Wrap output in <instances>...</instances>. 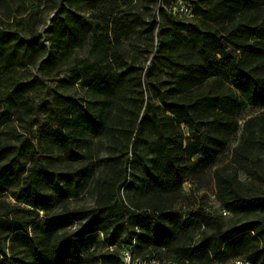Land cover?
I'll return each instance as SVG.
<instances>
[{"label":"trees","instance_id":"obj_1","mask_svg":"<svg viewBox=\"0 0 264 264\" xmlns=\"http://www.w3.org/2000/svg\"><path fill=\"white\" fill-rule=\"evenodd\" d=\"M68 1L94 6L93 0ZM159 1L158 38L144 75L146 78L155 77L168 69V79L157 81L164 88L156 90L160 105L150 111L146 107L140 116L132 108L120 107L125 115L118 120L121 128L112 136L117 149L121 141L125 145L129 142L133 130L137 139L144 131L152 133L154 153L143 178L148 197L135 206L116 199V190L125 179V160L113 152L105 159L94 183L92 207L64 208L49 218L30 221L0 217V264H13L2 250V241L7 237L10 241H19L34 264L49 261L60 264L61 260L83 264L78 250L68 246L71 239H81L98 230L107 242H111L132 218L135 220L134 230L123 240V246L130 245L131 250L137 246L145 248L137 256L147 254L158 260H169L159 257V250L167 244L173 227L183 228L187 221L169 211L160 197L176 192L186 173L200 172L211 163L234 131L236 113L242 103L264 106V20L253 21L251 18L264 6V0H196L190 7L199 24L185 23L170 15L166 8L174 0ZM107 15L117 34L113 32L109 36L106 23L98 32L91 30L96 56L91 62H83L76 67L69 80L70 84L79 81L84 88L104 91L108 96L103 100L105 104L117 102L127 90L139 88L140 84L139 73L134 72L133 66H126L123 73L117 74L109 72L102 63L113 41L130 32L135 22L129 12L118 8ZM77 21L78 18L70 11L63 15L55 14L49 31L51 46L64 50L71 40L70 26ZM42 52L40 44L0 31L1 72L11 73L33 64ZM54 61L49 56L44 67L50 68ZM204 85L211 89L203 92ZM27 90V83L12 81L8 98H17L18 103L23 104ZM53 102L51 121L38 136L39 140L56 147L63 158L70 161L80 158L77 150L85 143L87 132H112L103 126L100 119L91 116L88 107L77 104L73 98L56 94ZM2 118L0 114V125ZM253 121L254 118H248L243 122L245 135L233 149V158L240 166L247 164L248 151L254 142ZM179 125L184 127L185 137L178 129ZM28 146L29 142H21L24 157H28ZM4 150L0 146V191L6 184L16 185L25 203L44 213L51 208V197H60L66 184L81 182L92 172L91 164H81L70 172L49 171L44 161L47 156L39 159L30 156L31 166L25 169L18 158L20 151L10 155ZM213 177L215 197L223 209L235 215L264 213V194H241L231 180L217 170ZM192 218L211 232L203 233L193 247L176 244L166 257L174 258L178 264L184 261L203 264L211 259L224 261L229 257L244 256L253 263L264 264L263 227L243 223L236 228L222 230L218 217L210 216L199 208L192 212ZM69 219L80 222L78 227L66 237L59 236L56 225ZM28 225L38 235L39 241L26 234ZM98 259L99 264H121L113 253L99 254Z\"/></svg>","mask_w":264,"mask_h":264},{"label":"rangeland","instance_id":"obj_2","mask_svg":"<svg viewBox=\"0 0 264 264\" xmlns=\"http://www.w3.org/2000/svg\"><path fill=\"white\" fill-rule=\"evenodd\" d=\"M186 1L191 4L196 0ZM159 2V0H93L94 6L88 7L68 0H0V31L31 40L34 44L43 47V52L33 64L15 69L11 73L0 71V114L3 117L0 125V146L10 155L20 151L18 158L25 169L31 166L30 156H35L37 159L41 158L40 156H47L44 161L48 170L56 173L70 172L81 164L92 166V172L87 178L78 183L66 184L60 197H51L53 202L46 213L25 203L16 185H4L0 191L1 218L30 221L49 218L60 213L64 208L72 210L92 207L95 199L94 183L104 166L105 159L113 152L125 160V179L123 185L116 190V199L129 206H135L148 197L143 178L154 153L155 142L152 133L144 131L138 136L140 139H137L136 131L133 130L129 142L125 145L121 141L117 149L112 136H115L116 131L121 128L118 120H122L125 115L120 107L132 108L133 111H138L140 116L146 107L150 111L156 105H160L156 90L164 88L157 81L168 79V69L155 77L146 78L144 75V69L154 54L158 38ZM115 8L129 12L135 18L134 27L130 32L122 34L113 41L102 63L109 72L117 74L123 73L126 66H133L134 72L139 73L140 84L139 88L131 87L132 89L127 90L122 95L124 98L121 96L117 102L105 104L103 100L108 96L104 91L84 88L79 81L70 84L69 80L76 67L83 62H91L96 56L90 37L91 30L98 32L106 23L108 35L111 36L113 32L117 34L107 15ZM66 11L73 13L78 21L70 26L71 40L66 48L61 50L51 46L49 31L52 17L55 14L63 15ZM251 18L253 21H262L261 18L264 20V6H261ZM182 21L199 24L198 19L193 15ZM49 56L55 60V63L50 68H45L44 61ZM12 81L27 83L28 90L24 95L23 104L18 103L17 98H8ZM209 89H211L209 85L202 87L203 92ZM56 94L69 96L77 104L88 107L91 116L100 119L103 126H107L112 131L111 133L98 131L95 134L87 132L85 143L77 150L80 157L77 161L63 158L56 147L39 140V132L51 121L55 106L53 96ZM248 118H254L251 123L254 142L248 151L247 164L240 166L233 158V149L240 144L245 135L242 132V125ZM178 129L182 137H185L184 127L179 125ZM22 141L29 142L27 147L29 153L26 155L28 157H24V151L20 149ZM215 170L230 179L243 195L264 194V106L242 103L236 113L234 131L228 136L211 163L200 172L186 173L176 192L160 197L167 209L175 212L181 220L185 219L187 224L183 228L173 227L167 244L159 250V257L174 261V258L166 256L167 252L173 251L176 244L193 247L203 233L211 232V229L199 226L192 218V212L197 208L210 216L218 217L222 230L236 228L243 223L257 224L264 228V213L235 215L221 207L215 197L213 177ZM79 223L72 219L61 221L56 225L57 234L66 237L78 227ZM134 223L133 218L129 219L111 242H107L101 232L96 230L87 237L71 239L68 246L78 250L84 260L83 264H99L98 256L102 253H113L118 258L119 250L124 248L122 242L134 230ZM25 232L35 241L40 240L29 225L26 226ZM37 246L41 248L39 243ZM2 250L4 256L13 264H34L17 240L10 241L8 237L5 238L2 241ZM144 251L145 248L137 246L134 253L140 255ZM60 256H63L62 252ZM232 258L229 257L224 261L211 259L204 261L203 264H225ZM49 262L42 264H51ZM195 263L184 261L183 264ZM60 264L74 263L61 260Z\"/></svg>","mask_w":264,"mask_h":264},{"label":"built area","instance_id":"obj_3","mask_svg":"<svg viewBox=\"0 0 264 264\" xmlns=\"http://www.w3.org/2000/svg\"><path fill=\"white\" fill-rule=\"evenodd\" d=\"M166 11L176 19H184L192 16L191 7L186 0H174L166 8ZM118 258L121 264H138L146 261H150V256L144 254V261H137V254L134 250L130 249V245L121 248L118 252ZM230 260H236L239 264H250L245 262L243 256H236Z\"/></svg>","mask_w":264,"mask_h":264},{"label":"bare ground","instance_id":"obj_4","mask_svg":"<svg viewBox=\"0 0 264 264\" xmlns=\"http://www.w3.org/2000/svg\"><path fill=\"white\" fill-rule=\"evenodd\" d=\"M243 259H244V256H243ZM137 261H144V256H137ZM244 261L249 262L250 264H256L246 259H244ZM138 264H178V263L174 261H170V260H158L157 258L155 259V258L150 257V261H146V262H142ZM229 264H239V262L236 260H232L231 262H229Z\"/></svg>","mask_w":264,"mask_h":264}]
</instances>
